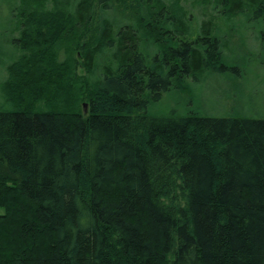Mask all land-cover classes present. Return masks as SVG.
Returning a JSON list of instances; mask_svg holds the SVG:
<instances>
[{
  "label": "trees",
  "instance_id": "1",
  "mask_svg": "<svg viewBox=\"0 0 264 264\" xmlns=\"http://www.w3.org/2000/svg\"><path fill=\"white\" fill-rule=\"evenodd\" d=\"M199 2L264 24V0ZM0 4V264H264V118L150 111L234 69L215 18L183 0Z\"/></svg>",
  "mask_w": 264,
  "mask_h": 264
},
{
  "label": "rangeland",
  "instance_id": "2",
  "mask_svg": "<svg viewBox=\"0 0 264 264\" xmlns=\"http://www.w3.org/2000/svg\"><path fill=\"white\" fill-rule=\"evenodd\" d=\"M183 4L194 23L215 18L217 27L222 28L228 38V63L234 69L230 74L205 73L187 90L171 89L161 100L151 104V113L166 115L176 110L179 113L264 118V38L259 36L264 32V24L255 25L246 20L250 26L241 28L237 20L236 30H233L224 24L212 4L203 6L199 0H183ZM6 12V6L0 4V17H5ZM5 74V65H0V80Z\"/></svg>",
  "mask_w": 264,
  "mask_h": 264
}]
</instances>
